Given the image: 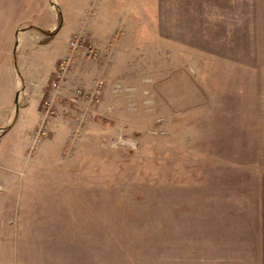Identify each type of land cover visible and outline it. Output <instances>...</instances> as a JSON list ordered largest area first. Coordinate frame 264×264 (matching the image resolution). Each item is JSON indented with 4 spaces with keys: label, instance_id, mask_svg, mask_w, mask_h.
<instances>
[{
    "label": "rangeland",
    "instance_id": "374dc122",
    "mask_svg": "<svg viewBox=\"0 0 264 264\" xmlns=\"http://www.w3.org/2000/svg\"><path fill=\"white\" fill-rule=\"evenodd\" d=\"M53 1L0 83V264H264V0ZM50 209L83 229L17 247Z\"/></svg>",
    "mask_w": 264,
    "mask_h": 264
},
{
    "label": "crops",
    "instance_id": "0c3cea01",
    "mask_svg": "<svg viewBox=\"0 0 264 264\" xmlns=\"http://www.w3.org/2000/svg\"><path fill=\"white\" fill-rule=\"evenodd\" d=\"M56 19V4L52 0H0V83L13 79L16 85L20 84L18 66L20 56L24 58L28 43H34L35 39L41 42L42 38H46L47 34L41 31L40 28L50 30L51 26L55 25ZM21 92L20 90L19 96ZM22 94L24 93L22 92ZM13 109H10V111H13ZM11 113L8 116H11ZM1 183L2 181L0 187L3 186ZM0 214L3 217V222L8 225V228L4 225L3 232H1L4 236H10L9 221H13V218L8 216L9 209H1ZM70 214L69 212L60 214L56 210L52 211L50 209L43 218L32 217L19 222L20 225H15L17 247L56 246L59 239L58 232H65V235L68 234L71 237L72 229L81 231L83 229L81 223V225L77 224V227H72L73 219L69 216ZM79 225L81 229H78ZM2 245L3 247L5 245L9 246V244ZM19 257H21V254H19ZM19 257L14 258L16 261L24 262ZM5 262L9 263L11 259L5 260Z\"/></svg>",
    "mask_w": 264,
    "mask_h": 264
},
{
    "label": "built area",
    "instance_id": "2783aa9c",
    "mask_svg": "<svg viewBox=\"0 0 264 264\" xmlns=\"http://www.w3.org/2000/svg\"><path fill=\"white\" fill-rule=\"evenodd\" d=\"M77 40L80 42L79 38L77 37ZM83 41L84 39H81V43L83 44ZM74 47V46H73ZM72 45H71V48L73 49ZM92 47V46H91ZM90 55L92 57H97V51L94 50L93 48H90ZM67 60V59H66ZM62 64V62H61ZM60 65V64H59ZM68 67V63H66V65H61V69H57L56 71H54V76H55V79L53 80L52 82V85L54 86L55 89L58 88L59 86V83L61 82V80L63 79V75H64V72L66 70V68ZM44 106L46 107L45 110H46V114L48 115V113H51L52 111V106H53V100L51 98H47L45 99L44 101Z\"/></svg>",
    "mask_w": 264,
    "mask_h": 264
},
{
    "label": "trees",
    "instance_id": "16d2710c",
    "mask_svg": "<svg viewBox=\"0 0 264 264\" xmlns=\"http://www.w3.org/2000/svg\"><path fill=\"white\" fill-rule=\"evenodd\" d=\"M40 30L43 31V32H45L49 36L53 35L56 32V30L51 31V30H45L43 28H40ZM49 36H47V37H49ZM47 37L45 39H47Z\"/></svg>",
    "mask_w": 264,
    "mask_h": 264
},
{
    "label": "water",
    "instance_id": "95a60500",
    "mask_svg": "<svg viewBox=\"0 0 264 264\" xmlns=\"http://www.w3.org/2000/svg\"><path fill=\"white\" fill-rule=\"evenodd\" d=\"M52 2L55 3V1H53V0H52ZM55 4H56V3H55ZM56 8H57V4H56ZM20 90H21V88L18 89V91H17V94H18V95H19V93H20ZM7 127H8V126H2V127H0V130H5Z\"/></svg>",
    "mask_w": 264,
    "mask_h": 264
}]
</instances>
